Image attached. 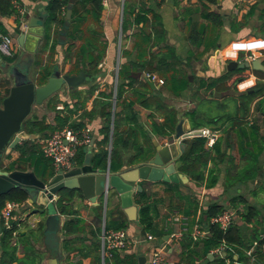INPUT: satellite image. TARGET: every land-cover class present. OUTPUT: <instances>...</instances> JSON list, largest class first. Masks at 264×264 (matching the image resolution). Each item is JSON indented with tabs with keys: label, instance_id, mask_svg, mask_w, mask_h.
Listing matches in <instances>:
<instances>
[{
	"label": "crops",
	"instance_id": "crops-1",
	"mask_svg": "<svg viewBox=\"0 0 264 264\" xmlns=\"http://www.w3.org/2000/svg\"><path fill=\"white\" fill-rule=\"evenodd\" d=\"M127 1L130 4L136 5V11H138L141 2H145L154 11L153 13H157L159 16L158 21H155V19L153 20V13H150L148 15L149 23L145 28L144 23L135 24L132 22V17L129 16V14H125V4ZM12 3L14 7L18 4L26 9L27 24L31 18H38L41 20L43 16L46 17L47 15L46 6L48 0H13ZM102 4L103 8L100 13L101 22L99 25L94 23L91 17L90 12L94 11L93 4H86V9L88 10L86 14L88 20L87 30H84L85 24L81 25L78 24L77 21H72V13L71 22L69 23L67 30V42L63 45L58 44L57 53L54 58L55 63H60V65L65 62H70L69 69L65 68V71L61 70L62 74H70L73 66L72 64L75 63V57H73L72 60H67L65 58L67 48L72 45L73 52L82 45L83 42L79 38L73 40L69 35H71L73 31L75 33L77 30L80 31L75 33V35H81V29L84 30V35H94V32H91V30H99L102 33L103 41L106 45V52L105 56L98 64V70H93L94 72L91 74L85 70H81L86 73L84 82L80 83L77 87L70 88L63 86L64 88L61 89L63 91H57L49 98L45 99L42 105L38 104L41 108L45 110L48 108L50 112L53 113L52 121H50L48 117L38 116L39 119H45L46 124L50 125V127H59L56 123V115L58 111L62 112V114H70V109H74L70 123H68L70 125L66 126L83 123L84 125L80 129L74 128L73 126L71 127L80 131L86 127L91 130L93 144L91 143L92 145L90 146L79 147V149L88 147L87 151L85 150L82 163L89 157L91 163L94 165V156L101 147L98 144V141L104 138L102 128L105 126L106 119L102 112L109 109H111L112 112L111 136L107 145L109 159L106 167L98 168L103 170L110 167L111 171H119L124 167H132L137 163L147 161L150 157L154 156L156 153L155 142L162 146L167 145L168 138L174 134L161 135L157 132V128L165 121V117L172 112H175L177 115V124L181 118L184 120L183 127L187 132L189 130L207 127L201 126L195 128L194 122H207V114H212L217 117L219 114V104L221 103H226L227 106L224 104L226 107L220 110V114H234V112H237L239 109L237 100L240 99L242 105L243 102L246 101V105L249 109V115L247 116V130H251L252 123L254 122L258 125L260 133L264 135V94H259L254 97L247 96L259 91L257 84L264 83V75H259L255 72L257 70L250 68L249 75L246 78L240 80L234 85H231V79L229 82H226L227 84H225L220 90H207L204 87H200L199 81L200 79L217 78L225 74L228 71L227 64L232 60L240 62L245 61L244 59H246L248 54H254L255 58L264 56V0H217L215 3L207 2L205 0H103ZM83 5L84 1L75 0L73 4V12L76 10L78 15L85 14L86 10ZM16 20L14 14L8 16L0 15V21L7 27L10 34L15 33L14 29L17 27ZM24 30L26 29H23V31ZM31 30L33 31V34L28 35L25 47H22L21 49H29L37 55V53H40V45L42 44V37H38L39 34L43 33L42 24H37ZM61 31L62 28L58 25L53 28V33L55 34V38H53L54 40H60L59 37ZM143 33L151 35L153 46L150 49L154 53L153 55H146L144 61L146 62L150 57L151 59H154L152 63H160L162 60L166 63H179L175 65V70H177L179 79L187 80L188 87L186 89L181 90L179 93L174 92L168 86L169 84H167L166 77L163 76L159 70H149L147 69V65L143 67L142 64L138 62V50L135 44L137 37ZM36 39H38L37 41L39 42L37 47ZM119 39H122V42L121 40L119 41ZM170 48L177 56V62L174 61L172 56H168ZM123 51L128 52V55H123ZM19 52L20 48L18 47L16 56H18ZM6 62L7 61L4 59L0 62V95L5 98L10 94L11 87L14 85L9 73L1 71V63ZM121 67H128L130 75H139H136L130 83V79H125V92L119 101L120 104L117 106V89ZM147 73L156 74L158 77L164 79V83L160 84L158 81L147 77ZM29 76L31 77L30 74ZM35 83L37 84V82ZM37 85L40 86L39 84ZM242 85H245L243 90H241ZM103 92L111 94V108H108L109 104L104 105V102H109V99L107 97L105 98ZM54 95L56 96L55 100L58 101L57 109L52 108L55 103L54 101H51V97ZM131 101L134 103L132 111L135 114V120L129 122L127 127L132 130L135 126L137 127L139 125L141 127V134H135L134 132L136 137L131 136V141H128L125 138L124 144L118 146L123 166L119 170H114L111 167L114 113L115 111H121L123 115H126L125 112L127 110L124 109L123 102L128 103ZM2 103L0 104L2 105ZM67 104L69 106H66ZM195 110L197 111V116L192 119L190 113ZM132 116L133 115H131V117ZM217 123H219V129L217 130L219 131V137L217 140L223 139L221 148L223 152L227 154L224 159L217 162L216 166L212 163L210 164L216 169V171H218L219 182L212 188H206L203 185H197L186 174L189 177V181L188 183H183V188H185V192L195 195L199 201L201 210L206 209L208 204L212 201L224 205L225 210H232L234 212V222L239 224L246 241L250 242L252 240L256 229L260 230V238H264V152L259 158V172L257 178L246 183L234 182L233 179L228 182L227 172L231 161L236 164L241 163V154L238 145L239 139L236 133L237 126L231 129V121H228L225 126L222 125L225 123L224 121L218 120ZM227 125H229L227 130L231 131L230 135L227 133L225 134L223 131ZM208 127L216 130L214 127ZM48 132H50V129H47L42 133H32L35 135V138L28 139L32 140L30 141V144H39V147L41 148L43 141L52 133L47 134ZM144 133L151 137L152 147L150 148L147 146V140ZM195 137L189 138L188 141H191ZM227 137L231 143V147L226 145ZM133 138L134 141L141 144L143 148L145 147V154L140 158L136 155L139 159L135 162L130 161V159L134 157L133 155L136 154L133 145ZM125 143H127L126 147ZM206 148L210 149L207 145ZM19 157L20 151L13 149L7 154V160H2V167L6 169L10 163L18 160ZM82 163L79 164V166L82 165ZM178 163L179 160L176 163V169L179 173H183L179 170ZM18 166L14 170H34L30 165L23 162H20V166ZM23 167L25 169H23ZM232 174H236L235 170H233ZM143 182L144 181H140L138 183L143 186ZM144 183V186L149 193L157 194L165 200V202L160 205V214L156 218L157 225L168 231V234L162 238L154 235V240L145 241L146 235L141 234L138 220L130 221L127 218L128 216L121 206L119 195L115 191H112L107 199L103 196L99 197V205L96 206L92 204L90 200L83 197L81 192L70 191L69 193L73 196L70 197L71 201L68 200V202H66L71 205L73 210L79 211V216L85 221L84 228H86V231H88L91 226L95 228L101 227L100 238L105 231L106 220H112L119 216L122 219H125L126 216L129 225L127 229L124 230L127 231L131 243L126 249L122 250V252L123 254L134 255L136 264H139L140 256H145L146 264H150L149 260L152 248L160 246H166V254L169 263L178 264L183 252L181 241L186 234L181 238L172 237L173 233L178 232L181 229V224L175 221H170L169 218L170 215L175 212L181 213L177 209V206L180 203H178L177 199L172 197L171 193L166 191V182H153L146 180ZM64 194L68 195L67 192H64ZM239 196L245 197L246 202L237 203L238 206L233 207L231 204L233 199H239ZM100 205H102L100 211L102 214L101 221L96 214V207ZM247 205L254 206L258 212L257 215H253L250 220L243 218L240 213L245 211ZM31 206L32 209L30 211L20 210V213H17L16 211L13 215L15 221L19 222L23 220L21 224L19 223V232L24 231V235L28 234V228L37 227L40 223H43L46 228L44 218L40 215L33 214L36 208L42 207L37 204ZM56 208L60 217V230L55 234L56 245L50 246L48 244L47 233L45 238L35 243V246L39 249L42 255L43 260L41 264H52V259L57 257L59 259L58 264H96L94 257L91 255L85 258H81L80 255H75L68 259V255L62 247L64 239L62 232L63 226L69 217L66 214H62L57 205ZM200 213L201 211L197 215V220H199ZM39 220L40 222H38ZM188 220H190V217L187 218V222ZM203 228L209 234L208 226H203ZM83 236H85V234H83ZM141 240L144 241L139 243L138 241ZM93 241V238L88 237L84 243L85 245L90 246ZM255 241L258 240H254V242ZM17 246L19 248L18 256L23 258V246L21 243L17 244ZM261 248L264 252V244H262ZM59 250L62 251L61 258H59ZM212 254L213 259H210L209 255L208 258L202 255L196 257V264H201L203 262L206 264H219V257H223L222 254L219 255V257L217 254ZM234 257L235 259H238L237 254H235ZM100 258L101 264H103L102 244ZM256 261L257 259L255 258L251 259L250 264H255ZM227 263H230V261L228 260ZM236 264L244 263L237 262ZM258 264H264V254L260 256Z\"/></svg>",
	"mask_w": 264,
	"mask_h": 264
},
{
	"label": "trees",
	"instance_id": "trees-1",
	"mask_svg": "<svg viewBox=\"0 0 264 264\" xmlns=\"http://www.w3.org/2000/svg\"><path fill=\"white\" fill-rule=\"evenodd\" d=\"M84 1V9L86 10L85 14L78 15L76 10L73 12L72 21H77L78 24H85L84 30H87L88 20H87V9L86 4L92 3L94 6V11L90 12L93 22L97 25L100 24V13L103 8L102 1L103 0H82ZM204 1V0H203ZM207 2L215 3L217 0H205ZM13 0H0V15L8 16L14 14L16 16L17 27L14 29V32L20 34L23 32L22 22L19 19L18 10L13 5ZM68 0H48V4L46 6L47 15L43 22V35H42V47L40 48V53L37 56L36 63L38 70V77L36 79L37 84L44 85L48 78L54 72L57 63H55L54 58L57 53V46L59 41L53 39V28L55 26H60L62 29L66 26L67 20L65 18L66 11L68 8ZM125 14H129L132 17V22L135 24L144 23V28L149 23L148 15L153 13L154 11L145 3L141 2L138 11H136V5L127 3L125 4ZM210 15V14H209ZM208 15V16H209ZM158 21L159 16L157 13H153V20ZM84 30L81 29V35H75V33L80 30L73 31L70 36L71 39L75 40L77 38L82 40V45H80L75 51L72 52L73 46L70 45L67 48L66 59L72 60L75 57V63H73L70 74H78L81 70H85L90 74L94 71L98 70V64L101 62L106 52V45L104 44L102 33L99 30H94V35L86 34L84 35ZM10 31L7 27L0 21V34H9ZM137 48V58L138 62L142 64L143 67L147 65V69L149 70H159L163 76L166 77L168 86L176 93H179L181 90H184L188 87V82L185 79H179L177 70H175V65L179 63H166L165 61H160V63H152L153 58L150 57L144 61L145 56L153 55V51L150 49L153 46L152 37L150 34L143 33L137 37V41L135 44ZM48 54L49 60L45 62L44 55ZM171 54V55H170ZM1 55V53H0ZM123 55H128V52L123 51ZM165 56V55H163ZM168 56H172L174 61L177 62V56L174 54V51L168 52ZM1 57L7 62H13L16 59V54L13 57ZM167 57V56H165ZM91 67V68H90ZM54 69V70H53ZM94 70V71H93ZM248 69H234L231 71H227L225 74L210 79H200V87H204L207 90H220L224 87L226 82H229L232 79V84L234 85L240 80H243L249 75ZM257 74L264 75L263 71H255ZM130 75L128 71V67H121L119 71V85L117 89V106L125 92V79H130L129 83L136 76ZM139 75V74H138ZM137 75V76H138ZM259 87V91L254 94H250L247 96H256L259 94H264V83L257 84ZM105 98L107 97L109 102H104V105H108V108H111V94H106L103 92ZM55 95L51 97V101H54V105L52 108L57 107V102L55 100ZM4 96L0 95V103L3 102ZM238 101V111L233 113H224L220 114V110L227 106L226 103L219 104V114L217 117L212 114H207V122H194V127L199 128L201 126H211L218 130L217 121H224L222 125H226L228 121H231V129L237 126L236 133L238 136V145L239 151L241 154V163L236 164L233 161L230 163V167L227 172V181L234 180V182L246 183L250 180H254L258 176L259 172V158L264 152V135L260 133V129L256 123H252L251 130H247V116L249 115V109L246 105V101L243 102V105L240 103V99ZM133 102L124 103V109L126 115H123L121 111H115L114 113V131H113V147L111 150V167L114 170H119L123 166V161L121 160V155L118 149L119 145L124 144V139L126 138L128 141H131V136L140 133L141 127L138 125L132 130L127 127V124L131 121L135 120V114L132 111ZM226 106H225V105ZM66 106H69L68 104ZM221 108V109H220ZM57 109V108H56ZM57 111V110H56ZM74 109H70V114H62V112L58 111L56 115V123L59 125L57 128H63L66 125H70V120L72 118ZM111 109L104 110L102 112L103 116L106 119L105 126L102 128L104 133V138L98 141V144L101 146L99 151L94 156V166L96 168H103L107 166V162L109 159V150L107 149V145L110 141L111 136ZM192 119L197 116V111H193L190 113ZM131 115H133L131 117ZM83 123H79L78 125H71L74 128L80 129L83 127ZM177 125V115L175 112L170 113L165 117V121L157 128V132L161 135H171L175 132V128ZM227 125L223 131L225 134L230 135V130H227ZM57 128L50 127V125L46 124L45 119H39L38 116L28 117L22 124V129L27 133H38L44 132L47 129H50V134ZM234 129V130H235ZM144 136L147 140L148 148L152 147L151 137L144 133ZM223 139H219L215 142L212 148H206V139L201 137H195L191 141H187L182 156L179 159V170L185 174H187L192 181H194L197 185H203L206 188H212L219 182V173L216 171L214 167L210 164H214L216 166L217 162L224 159L227 154L223 152L221 148ZM32 140H24L22 143H19L14 149L20 151V157L18 160L13 161L6 168L7 170H14L18 165L20 166V162L26 163L30 165L39 176H51L54 174V166L50 159L46 158L39 147V144H30ZM133 145L136 150V154L133 155L131 162H135L140 157H143L145 154L141 144H138L134 141ZM226 145L231 147V143L227 137ZM127 143H125V147ZM124 147V146H122ZM147 149V147H146ZM85 148H80L77 151L75 162L76 164H81L84 160ZM139 157L137 158L136 157ZM18 166V167H19ZM233 170H235L236 174H232ZM145 182V181H144ZM143 182V190L137 192L134 196L135 203L138 206V224L141 228V234L147 235L152 234L158 236L160 238L164 237L168 234V231L163 227H159L156 223V218L160 214V205L165 202L163 197H159L157 194H151L146 190ZM186 186V185H185ZM183 183H167L166 191L172 194V197L178 200L180 203L177 206V209L187 218L188 220V232L183 237L181 241V245L183 247V252L181 256V260L178 264H196V257L205 256L208 258V255L211 251L217 248L224 240L227 242L230 248L227 249L226 257H219V264H236L237 262L250 264L252 257L247 254V250L251 247L254 240L259 241V245L256 247L254 251V258L257 259L255 264H258V260L260 256L264 254L263 249L261 248L262 244H264V238H260V230L256 229L254 231V237L250 242L246 241L241 232L239 224L237 222H233L226 231H223L219 228L218 225L211 223V219L216 215H219L225 210L224 205L219 204L218 202H210L206 209L201 210L198 199L195 195H192L188 192H185V188H183ZM185 193V194H184ZM188 193V194H186ZM73 195L69 193L68 195L62 194L61 199L58 201L57 206L59 211L62 214H66L69 218L66 220L63 226V249L68 255V259L72 256L80 255L81 258H85L87 256H93L96 264H101L100 252H101V227H90L88 231H86L85 221L83 218L79 216L78 210H73L71 205L67 202L71 201ZM29 196L28 193L20 188L16 187L12 189L10 192L6 194L0 195V212L4 207L5 203L9 200H15L19 202H27ZM234 198L232 201L233 207H237V203L246 202L245 197L239 196ZM67 201V202H66ZM172 201V200H171ZM102 205L96 207V214L98 219L102 220V214L100 213ZM201 211L199 220H197V215ZM243 218L250 220L251 217L257 215V209L252 205H247L245 211L240 212ZM125 216V215H124ZM128 218V217H127ZM126 216L125 219H122L120 216L115 217L112 220H106L105 230H120L127 229L129 222ZM245 219V220H246ZM22 221H15L12 219V227L6 228L4 227L3 220L0 219V264H41L42 263V255L35 246L36 242H39L46 236V229L43 223H40L37 227L28 228V234L24 236L18 235L19 232V223ZM200 223L203 226H208L209 234L198 241H194L190 236V232L192 231V227L195 223ZM84 225V226H83ZM85 234V236H83ZM91 237L94 239L90 246L85 245L84 241L86 238ZM21 243L24 250V257L20 258L18 256V246L17 244ZM232 248V249H231ZM262 252V253H261ZM238 255V259H235L234 255ZM230 263H227L228 260ZM210 263V261H209ZM105 264H136V259L134 255L123 254L122 251L115 250L113 252V256L111 258L105 259Z\"/></svg>",
	"mask_w": 264,
	"mask_h": 264
},
{
	"label": "water",
	"instance_id": "water-1",
	"mask_svg": "<svg viewBox=\"0 0 264 264\" xmlns=\"http://www.w3.org/2000/svg\"><path fill=\"white\" fill-rule=\"evenodd\" d=\"M75 0H69L66 12V26L60 32L61 45L67 42V30L73 13ZM45 14V13H44ZM45 16L41 20L31 18L27 28L22 33H14L21 47H25L28 35H32L31 30L37 24L44 22ZM39 34L38 37H42ZM3 58L0 56V62ZM253 69L264 71V56L250 61H230L227 64L228 71L234 69ZM1 70L9 73L13 86L10 94L3 100L0 106V195L10 192L16 187L24 189L28 193L27 203L37 204L42 208H36L33 214L40 215L46 223V233H57L59 227V214L56 205L64 192H81L83 197L90 200L92 204L99 205V197L108 198L112 191L117 192L121 201V206L130 221L138 220V206L134 196L143 190L140 181H163L166 183H188L189 177L184 173H179L176 163L182 156L184 147L191 136L189 131L183 127L184 120L181 118L176 126L175 132L168 138L167 145H160L155 142L156 153L147 161L137 163L132 167H124L119 171H111L96 168L88 157L82 165H76L69 171L59 170L51 176H38L35 170H7L1 166L3 154H9L23 140L34 139L35 135L27 133L22 129L23 122L31 113L35 104H42L51 95L61 90L63 86L77 87L85 81L86 73L81 71L78 75L61 73V65L57 66L48 78V81L38 86L29 76L26 68L20 63L16 64L9 72V64L1 63ZM153 84V82H152ZM93 144V142H92ZM91 144V145H92ZM88 147H85L87 151ZM5 155V154H4ZM61 193V194H60ZM60 194V195H59ZM1 219V214H0ZM40 222V220L38 221ZM25 232H18L24 235ZM227 252L222 253L226 257ZM62 251L59 250V258ZM213 259V254H209ZM58 257L52 259V264H58ZM139 264H146V257H139Z\"/></svg>",
	"mask_w": 264,
	"mask_h": 264
},
{
	"label": "built area",
	"instance_id": "built-area-1",
	"mask_svg": "<svg viewBox=\"0 0 264 264\" xmlns=\"http://www.w3.org/2000/svg\"><path fill=\"white\" fill-rule=\"evenodd\" d=\"M16 4V3H15ZM18 10L19 19L22 22L23 29L27 28L26 9L15 5ZM19 43L15 36L12 34H0V53L3 57H13L17 54ZM256 59L254 54H248L245 61H252ZM147 77L158 81L160 84L164 83V79L158 77L156 74L147 73ZM62 108V107H58ZM192 137H201L206 139L208 148H212L219 137V131L210 127H201L196 130H189ZM93 141L91 130L86 127L83 130H75L71 126H65L54 130L43 143L41 150L44 156L50 159L53 163L55 173L59 170L69 171L73 169L75 164V156L80 146H90ZM27 202H19L9 200L5 203L0 214L3 220L4 227H12L13 215L16 211L22 208ZM200 212V211H199ZM170 221H175L181 224V229L172 234L174 238H181L188 232L187 217L181 213L175 212L170 215ZM234 222V212L232 210H224L219 215L211 219V223L218 225L222 230L226 231L228 227ZM1 234V233H0ZM208 235V232L203 228L200 223H195L190 232V236L194 240H201ZM155 236L152 234L146 235V240H154ZM144 240L138 241L142 243ZM131 240L128 237L126 230H110L104 231L101 236L103 264L107 257H112L115 250L122 251L126 249ZM259 245L255 241L253 245L247 250V254L254 259L255 248ZM230 248L229 245L223 241L217 248L212 250L211 253L221 255L224 251ZM232 249V248H231ZM150 264H170L167 259L166 246L154 247L150 255Z\"/></svg>",
	"mask_w": 264,
	"mask_h": 264
},
{
	"label": "rangeland",
	"instance_id": "rangeland-1",
	"mask_svg": "<svg viewBox=\"0 0 264 264\" xmlns=\"http://www.w3.org/2000/svg\"><path fill=\"white\" fill-rule=\"evenodd\" d=\"M12 36H15L13 33H12ZM53 38H55V34L53 33ZM120 37V36H119ZM60 39H64V37L61 38V36L59 37ZM121 38H122V35H121ZM38 39H36L37 41ZM121 40L122 42V39H119V41ZM120 43V42H119ZM39 45V42L37 41L36 43V47ZM42 47V44L40 45V48ZM20 52L18 53V56L16 57L15 61L9 63V62H6L7 64H9V72L10 70L18 63H20L22 65L23 68H26L29 72V74L31 75V78L35 81L38 77V70H39V67H37V65H35V60H36V56H38L39 53H37V55L29 50V49H21L22 47L20 46ZM40 51V50H39ZM1 56V55H0ZM44 58H45V62H47V60H49V57H48V54H45L44 55ZM55 61V60H54ZM70 63V62H69ZM69 63L68 62H65V63H62L61 64V70L62 71H65V68L69 69ZM54 70V69H53ZM2 72L6 73L5 70H1ZM36 82V81H35ZM65 87V86H64ZM63 87V88H64ZM63 91V90H61ZM48 101V100H47ZM1 105V104H0ZM42 105V104H40ZM40 105L38 104H35L33 107H32V110H31V113L28 117H32L34 115H37L39 117H48L50 121H52V116H53V113L50 112V110L47 108L46 110L41 108ZM45 107V106H43ZM262 119V118H260ZM263 123V122H262ZM5 154V155H4ZM3 154V159L2 160H7V154L4 153ZM2 166V165H1ZM23 169H25L23 167ZM32 209V206L29 204V203H25L21 209H19L17 211V213H20V210L21 211H30ZM47 242L50 246H54L56 245V237H55V233H51L47 236ZM201 264H206V263H201Z\"/></svg>",
	"mask_w": 264,
	"mask_h": 264
},
{
	"label": "clouds",
	"instance_id": "clouds-1",
	"mask_svg": "<svg viewBox=\"0 0 264 264\" xmlns=\"http://www.w3.org/2000/svg\"><path fill=\"white\" fill-rule=\"evenodd\" d=\"M237 47H242V46H237ZM244 87H245V85H242L241 86V90H243Z\"/></svg>",
	"mask_w": 264,
	"mask_h": 264
}]
</instances>
